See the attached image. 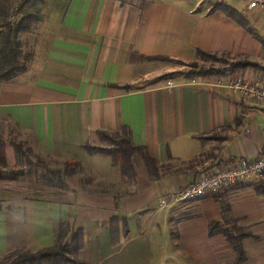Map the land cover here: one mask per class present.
Segmentation results:
<instances>
[{
	"label": "crops",
	"instance_id": "1",
	"mask_svg": "<svg viewBox=\"0 0 264 264\" xmlns=\"http://www.w3.org/2000/svg\"><path fill=\"white\" fill-rule=\"evenodd\" d=\"M47 3L49 14L37 24L46 34L25 44L23 73L0 83V167L18 163L7 142L11 127L50 170L66 162L81 170L36 194L0 180V258L21 245L50 248L58 226L69 225L83 235L73 256L86 264H235L226 238L208 233L227 206L251 236L241 264H264V196L249 188L264 175L196 201L160 205L201 177L264 156V107L214 86L260 79L263 46L223 14H209L213 0ZM244 16L252 28L264 26L263 14ZM197 52L243 58L259 69L195 83L167 74L166 64L194 62ZM98 133L143 149L155 172L136 156L129 182L109 157L88 155L85 145L108 147Z\"/></svg>",
	"mask_w": 264,
	"mask_h": 264
},
{
	"label": "trees",
	"instance_id": "2",
	"mask_svg": "<svg viewBox=\"0 0 264 264\" xmlns=\"http://www.w3.org/2000/svg\"><path fill=\"white\" fill-rule=\"evenodd\" d=\"M40 7H42V2ZM41 12V10H40ZM219 12L227 19L235 23L238 27L246 31L251 37L260 43L264 44L251 27L249 21L243 13H239L234 9L214 4L209 10V14ZM6 9L3 7L2 0H0V18H6ZM39 13L25 15L21 20L16 23L0 24V83L13 82L20 74L23 73V68L19 67L20 61H24L29 56H21L23 52V45L20 44L21 36L28 34L31 27L39 23ZM5 32L3 33V31ZM135 58H133V61ZM147 61V59H142ZM154 61H165L164 59H157ZM214 62L221 64V69L204 68L199 66L198 62ZM187 67V71L181 74L182 78L186 81H193L197 79L210 80L212 78L224 77L236 71H244L246 69H259L253 63L246 61L243 58L231 59L228 56L209 55L202 52H197L195 62L181 63L175 62ZM125 91H130V88H124ZM100 141L105 143L107 148L93 147L90 145L83 146V150L88 155H104L111 159L112 165L117 167L126 180L133 182L136 178L133 159L136 156L142 158L143 162L154 173L156 170V163L145 156L144 150L141 148L133 147L130 142L119 134L98 133ZM204 142L207 138H200ZM11 146L17 156L27 161L29 166L40 167L48 175V178L43 179L46 183L57 181L59 185H64L62 178L75 175L81 170V164L75 162L62 163L61 171L50 170L46 163H31L28 160L27 154H32L31 149H23L21 144L11 142ZM7 171L2 170L0 167V180H4L6 176L15 179L17 176L22 175V171L13 169L9 175ZM257 195L264 196V183H257L249 185ZM209 235H222L226 238L228 244L231 246L236 255L235 264H241L246 260V255L243 250V241L250 238V234L244 226L239 223V220L231 217L230 211L227 206L221 208V220L209 224ZM83 235L81 232L72 231L69 225H59L55 232V241L52 247L31 251L25 245L13 249L5 256L0 258V264H86L76 259L73 254L83 249Z\"/></svg>",
	"mask_w": 264,
	"mask_h": 264
},
{
	"label": "built area",
	"instance_id": "3",
	"mask_svg": "<svg viewBox=\"0 0 264 264\" xmlns=\"http://www.w3.org/2000/svg\"><path fill=\"white\" fill-rule=\"evenodd\" d=\"M140 2H156L159 0H139ZM216 4L229 6L236 1L243 14L258 12L264 15V0H213ZM193 80L191 83H195ZM203 81V80H201ZM224 83V84H223ZM171 84H168L170 86ZM214 86L223 87L233 95H238L246 103L264 107V74L255 81L245 78H227L225 82L219 80ZM264 175V156L253 162H242L225 166L223 169L201 177L194 183L182 188L170 200H161V207H173L178 203L191 202L206 196L216 195L221 191L233 189L241 183H249Z\"/></svg>",
	"mask_w": 264,
	"mask_h": 264
},
{
	"label": "rangeland",
	"instance_id": "4",
	"mask_svg": "<svg viewBox=\"0 0 264 264\" xmlns=\"http://www.w3.org/2000/svg\"><path fill=\"white\" fill-rule=\"evenodd\" d=\"M49 0H41L42 2V7H40V2L39 0H2L3 7L6 9V18H0V24H9V23H16L21 18H23L25 15L32 14L35 12L39 13L38 19L39 22L40 20L48 16L49 14V9L44 8V5L48 4ZM235 3H237L235 1ZM209 5V4H208ZM230 6H233L236 9H239V6L237 4H230ZM41 10V12H40ZM240 10V9H239ZM261 23H264V19L261 20ZM32 29L27 35L26 39L21 38L20 44L23 45V52L21 51V56L27 55L28 53L24 51L25 49V44L26 43H32L34 39L36 40L39 38V35L41 33L46 34L45 32L47 31V28L45 26H39L36 25L34 27H31ZM255 30L256 35L264 41V26L259 25L258 28H253ZM5 30L3 31V33ZM258 44L260 43L259 41L255 40ZM263 46V53H264V44L260 43ZM195 62V61H194ZM199 66L204 67V68H216V69H221V64L214 63V62H209V61H204V62H199L197 61ZM170 75V77L174 78H179L182 77L181 74L187 71V67L185 65L179 64V63H168L166 64L165 68ZM2 125V124H1ZM0 125V132L2 133L1 136L3 135V131L5 130L3 126ZM10 131V132H9ZM8 134L7 142L10 144L16 143V144H21L23 149L25 150L27 148L26 146V139L20 134V132L13 130V128L9 127V130L6 131ZM28 160L31 163H43V160L33 156L32 154H27ZM51 167V169H59L60 165H53V163H48ZM6 169V175L14 169L12 168H4ZM15 169L22 171V175L17 176L15 180L9 183V180H12L11 177L6 176L4 179V185L6 187H11V186H16L17 190L24 191L27 190L28 193L31 194H36L34 192H39V190H43L46 186H50L49 184L45 183L43 179L48 178L49 175L40 167H33L29 166L27 161L22 158H18V163ZM53 186V185H52ZM46 189V188H45ZM44 189V190H45Z\"/></svg>",
	"mask_w": 264,
	"mask_h": 264
}]
</instances>
